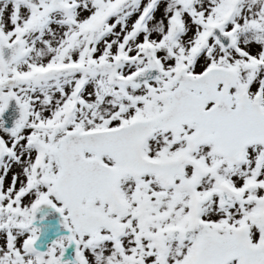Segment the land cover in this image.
<instances>
[{"label":"snow or ice","instance_id":"snow-or-ice-1","mask_svg":"<svg viewBox=\"0 0 264 264\" xmlns=\"http://www.w3.org/2000/svg\"><path fill=\"white\" fill-rule=\"evenodd\" d=\"M0 264H264V0H0Z\"/></svg>","mask_w":264,"mask_h":264}]
</instances>
